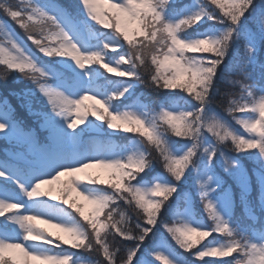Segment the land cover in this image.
Segmentation results:
<instances>
[{
	"label": "snow or ice",
	"instance_id": "obj_1",
	"mask_svg": "<svg viewBox=\"0 0 264 264\" xmlns=\"http://www.w3.org/2000/svg\"><path fill=\"white\" fill-rule=\"evenodd\" d=\"M12 75L0 264H264V0H0Z\"/></svg>",
	"mask_w": 264,
	"mask_h": 264
},
{
	"label": "trees",
	"instance_id": "obj_2",
	"mask_svg": "<svg viewBox=\"0 0 264 264\" xmlns=\"http://www.w3.org/2000/svg\"><path fill=\"white\" fill-rule=\"evenodd\" d=\"M15 27V26H14ZM21 35H23L22 31L19 30L18 28L16 29ZM30 43V42H29ZM17 79V76L16 75H12L8 78V82L7 84H5L3 81H0V93H3L6 89H11V88H15V89H19L21 87H23V84H18V83H14V81ZM138 91H143V89H138ZM218 111L221 112V114L225 115L226 118L227 117V114L223 112V109L222 108H218L217 109ZM3 146L0 145V148H2ZM2 154V153H0ZM197 205H198V201H197ZM236 211V214L238 216L242 215V209L240 207H237L235 209ZM0 220H2V218H0ZM165 237L167 238V242L169 245L172 246V248L177 252L179 253L180 255L184 256L186 259H188L189 261L192 260V257L189 255V253L187 252H184L183 250H180L174 243V241L171 240L170 237L167 236V234L165 233ZM79 255L81 256H89L88 253H85V252H80L78 253ZM89 258H95V254H91V256H89ZM216 258H205L206 261H212ZM226 259H231V258H226ZM155 264H162V262L160 261H156ZM197 264H201V262H197Z\"/></svg>",
	"mask_w": 264,
	"mask_h": 264
},
{
	"label": "rangeland",
	"instance_id": "obj_3",
	"mask_svg": "<svg viewBox=\"0 0 264 264\" xmlns=\"http://www.w3.org/2000/svg\"><path fill=\"white\" fill-rule=\"evenodd\" d=\"M53 231H55V230H53Z\"/></svg>",
	"mask_w": 264,
	"mask_h": 264
}]
</instances>
